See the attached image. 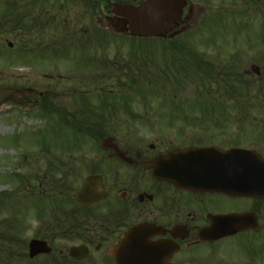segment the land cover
<instances>
[{"label": "flooded vegetation", "instance_id": "1", "mask_svg": "<svg viewBox=\"0 0 264 264\" xmlns=\"http://www.w3.org/2000/svg\"><path fill=\"white\" fill-rule=\"evenodd\" d=\"M163 1L168 2L14 0L13 29L19 39L21 34L25 35L19 28L22 20L28 22L32 18L30 26L39 29L38 16H59L60 22L52 25L61 30V38L84 47L90 56L85 72L92 80L87 82L92 84L91 88L96 90L103 82L112 87L108 83L112 81L128 88L150 86L156 80L151 75L147 81L141 80V72L147 73L149 68L144 65L142 70L136 64L137 58L171 52L179 61L181 57L175 51H181L179 39L207 29L206 11L211 3L176 0V13L165 23L160 17L156 18V25H136V9L148 4L156 11ZM238 1L242 0L233 3ZM18 4L29 6L32 16L26 15L28 10L21 12ZM242 13L237 16L241 34L245 23L253 26L249 10ZM259 56L258 62L244 73L256 76L263 92L264 65L259 62L263 55ZM138 73L139 77L128 83L118 82ZM99 90L103 91V87ZM248 90L245 88L244 93L242 88L241 92L248 97ZM230 109L245 113L233 120L228 114ZM253 109L258 114L250 112ZM217 114L221 115L219 119L228 120L216 122ZM158 116L168 121L162 125L153 123L159 128L152 127L147 133L136 129V122L152 126V119H161ZM100 120L133 122L135 134L111 135L110 148L92 151L84 166L88 173L79 187L87 177H95L91 184L94 202L83 206L77 201L78 207H63L62 217L44 221L58 226L42 225L34 230L32 239L45 241L52 251L39 254L29 264H221V254L226 252L228 258L229 245L235 241L246 249L243 264H264V176L252 180L243 177L239 180L245 182L242 189L232 185L235 180L229 178L235 172L232 167L241 158L259 170L264 169V101L199 110L176 109L167 115H108ZM115 147L125 155L117 154ZM232 215L241 216V231L221 239L210 237L214 221L223 217L225 225V216ZM139 226H147L149 231L135 229Z\"/></svg>", "mask_w": 264, "mask_h": 264}, {"label": "rangeland", "instance_id": "2", "mask_svg": "<svg viewBox=\"0 0 264 264\" xmlns=\"http://www.w3.org/2000/svg\"><path fill=\"white\" fill-rule=\"evenodd\" d=\"M13 1L0 0V17L5 15L8 3L12 7ZM226 1L212 0L208 5L209 10L206 11L207 29L181 37L178 41L179 45L181 43V51L175 50L177 56H186L192 61L196 53L198 56H204L205 62L210 61L214 66L213 77L206 78L205 73L197 72L196 67L191 68L184 60L182 61L186 65L181 66L180 60L176 61L172 57L173 53L166 52L170 55L169 59L166 54L161 53L151 57L149 66L146 63L150 58L140 56L136 61L137 65L139 63L142 66V70L144 65H146L145 68L151 66L152 73L149 71L147 73L158 83L146 87L139 85L128 88L117 83L114 85L113 81L108 82L113 85L112 87H106L107 82H103L96 90L90 87L92 84L83 83L75 78L79 73L88 70L86 61L90 59V56L84 51V47H79L71 39L61 38V30L52 25L60 22L59 16H38L39 29L30 26L32 18L27 19L28 22L25 19L28 24H25V21L19 24V28L25 32V35L21 34L18 39L15 37L16 32L12 29L14 13L12 7V11L6 17V20H9L6 28H1L3 21L0 24V192L6 191L9 198L11 194L15 195L11 200H7L8 204L6 200H3L0 206L1 230L4 228L1 225L4 219L8 220L7 226H14L11 224L13 222L16 225H22L24 229L21 235L27 244L34 236L33 231L39 229L44 223L41 218L38 219L36 204L39 202L43 211H47L45 206L48 202L39 201L28 192L36 191L40 196H44L49 191L48 181L56 174L52 172L53 167L49 168L51 162L48 160H53L56 165L55 159L58 157L63 159L64 165L70 164L73 168L75 167L76 173L69 178L75 187H78L88 173L84 166L88 164L92 151L101 149L98 140L100 134L124 136L125 133L135 134L136 129H144L140 132L147 133L152 127L159 128L160 125L155 126L153 123L158 122L162 125L168 121L163 116H158L161 119H152L150 122L152 126H140V123L136 122L138 126L136 125L135 129L133 122L100 121L98 115L96 118L92 113L95 121L91 122L93 125H83L89 126L87 131L82 132L86 134L85 136L67 125L50 120L38 111H31L33 107H38L37 104L45 95L52 96V101L63 104L70 110L84 108L83 104L89 102L88 105L93 107L91 112L98 114L97 112L105 111L107 114L105 116L151 112H164L167 115L176 109L199 110L214 106H235L264 101V91L259 90L257 77L247 76L244 73L250 65L258 62L260 54L263 55V59L259 62L264 65V28H261L264 26L262 23L264 3L259 0L251 1L253 5L251 6L246 0L237 3H233L234 0ZM17 7H20L19 10L24 11V14L28 10L26 15L32 16L29 6L18 4ZM220 9V12H216ZM245 9L251 11L249 15L254 23L253 26L245 23V30L241 34L242 25H239L237 16L240 12L243 14ZM37 40L43 42L38 43ZM9 42H12L13 46H9ZM168 60L173 61L169 63ZM163 69L166 72L163 76L161 75V79L156 77ZM167 74L170 79L167 78ZM133 77H139V73ZM172 78L173 82L170 83ZM226 79L236 87V92L237 89L239 91L238 104L234 98L230 100L226 96V90L229 87L227 81L225 82ZM238 79L244 80L245 83H240ZM129 81L128 78H122L118 82L128 83ZM219 84L221 85L218 90ZM74 87H78L81 94H75L77 93L75 92L72 95L73 92L68 91ZM100 87H103V93L99 90ZM242 88L244 93L245 88H249V96L246 99L244 93L241 94ZM110 89L113 92H110ZM100 103L105 104L102 106ZM113 105L116 107L115 111ZM120 105H126L123 110L127 109V112L118 109ZM230 110L228 114L233 120L239 119L245 113ZM111 111L112 114H110ZM250 112L254 115L258 114L255 109ZM220 116L215 115L216 122L228 120L225 117L219 119ZM45 171H47V177ZM26 176L30 178V184L23 186L20 179L24 181ZM18 186H21L19 191H17ZM226 255V252L221 254L223 258L221 264H227L228 258L229 264H243L246 249L235 241L229 245L228 258ZM12 264L20 263L17 259ZM22 264H29V261H22Z\"/></svg>", "mask_w": 264, "mask_h": 264}, {"label": "water", "instance_id": "3", "mask_svg": "<svg viewBox=\"0 0 264 264\" xmlns=\"http://www.w3.org/2000/svg\"><path fill=\"white\" fill-rule=\"evenodd\" d=\"M180 5L178 6V10H180ZM176 5L175 0H169L168 2L163 1L161 8H158V10L154 11V8L148 7L145 9H138L137 13L135 14L136 19L135 23L137 26H145L147 24H156V18L162 17V21L166 22L170 16L176 13ZM150 9V10H148ZM178 11V12H179ZM157 13V14H156ZM112 140V137H109L104 140L103 147L108 148L109 147V141ZM117 154L125 155L123 152H120V150L116 147ZM93 177H89L86 182L83 184L81 190L79 191L77 195V200H79L84 205H90V203L93 201L91 198V188L90 183L92 181ZM239 219H236L235 217H225V226L223 224V220H218L214 224V229L211 232V236L215 238L222 237L224 235H230L233 233H236L239 231ZM145 231H149V229L146 227ZM30 256L35 257L39 253H49L51 251V248L46 245L45 242L41 240H32L30 242Z\"/></svg>", "mask_w": 264, "mask_h": 264}, {"label": "trees", "instance_id": "4", "mask_svg": "<svg viewBox=\"0 0 264 264\" xmlns=\"http://www.w3.org/2000/svg\"><path fill=\"white\" fill-rule=\"evenodd\" d=\"M203 65L204 64L200 63L199 69H203ZM205 65L206 67L208 66L207 63H205ZM206 73H207V69H206ZM220 85L221 84H219V87ZM45 107L47 109V112L51 110L50 106H45ZM65 120L69 121L68 119ZM73 129L75 131L78 129L84 132L87 131V129H89V126H83V125L73 126ZM48 190L49 193L48 192L46 193V198H48V201L51 202L49 216L58 217L60 214L59 213L57 214L56 211H58V209L62 207V204L66 201V199H68L72 189L69 185H67L66 182L62 180H57V182H53L50 183V185H48ZM10 199L11 198H9V194L7 192L6 193L0 192V204H2L3 200H10ZM40 216L43 217L42 215ZM53 226L55 227L56 225L53 224ZM19 241H20L19 235L15 233L8 234L7 227H5V229L3 228V230L0 229V263L2 262L1 264H10L11 261L17 257V254L22 253L21 248L19 246ZM16 245L20 249L16 248L17 247Z\"/></svg>", "mask_w": 264, "mask_h": 264}]
</instances>
